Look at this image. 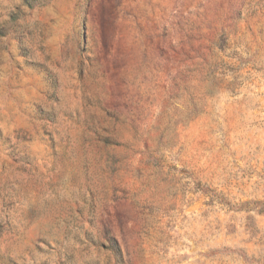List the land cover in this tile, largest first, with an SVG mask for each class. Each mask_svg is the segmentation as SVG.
<instances>
[{"label":"rangeland","instance_id":"374dc122","mask_svg":"<svg viewBox=\"0 0 264 264\" xmlns=\"http://www.w3.org/2000/svg\"><path fill=\"white\" fill-rule=\"evenodd\" d=\"M257 259L264 0H0V264Z\"/></svg>","mask_w":264,"mask_h":264},{"label":"trees","instance_id":"16d2710c","mask_svg":"<svg viewBox=\"0 0 264 264\" xmlns=\"http://www.w3.org/2000/svg\"><path fill=\"white\" fill-rule=\"evenodd\" d=\"M255 203H262L261 201H256ZM254 264H262L260 259H257Z\"/></svg>","mask_w":264,"mask_h":264}]
</instances>
